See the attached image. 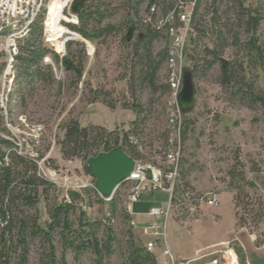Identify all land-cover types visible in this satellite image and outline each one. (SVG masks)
I'll return each instance as SVG.
<instances>
[{
    "label": "rangeland",
    "instance_id": "obj_1",
    "mask_svg": "<svg viewBox=\"0 0 264 264\" xmlns=\"http://www.w3.org/2000/svg\"><path fill=\"white\" fill-rule=\"evenodd\" d=\"M102 3L109 6L111 17L107 23L117 25L134 18L125 0H103ZM210 3V0L199 2L197 12L201 20L199 30L204 32V36L196 34L194 30L189 32L183 64L185 72L191 73L193 65L201 67L209 61V56H204L203 51L206 48L211 50L217 44L215 30L206 22L214 9L217 8V15L228 19L229 24L234 23L237 6L235 0H217L214 8L210 7ZM245 6L262 17L257 36L260 45L264 48V0H245ZM47 9L48 12L45 10L43 13V21L48 13L52 27L56 10L54 0L48 2ZM144 13H146V4L143 3L139 7L137 18L140 19ZM62 16L60 28L73 33L67 27L76 25L75 19L71 17L70 6L63 10ZM140 33H143L140 29L134 31L131 44ZM238 33L243 40L241 30H238ZM122 37L121 33L94 43L85 41L87 44H84L81 40L69 41L70 37L65 34L57 35L56 38L59 39L55 43L57 52L60 43L65 40L66 43L83 44L84 53L80 57H78L80 51L78 46L72 45L70 48L73 55L83 58V73L79 82L75 81L72 74L64 72L61 65L59 66V61L54 57L52 60L57 63V72L41 65L43 74L50 73L49 83L34 79L26 84L18 78V72L15 73L12 95L14 102L10 105L9 118L15 120L17 116L24 115L30 125H42L44 130L39 140V154L42 157L47 156L45 162L46 165L48 164L47 167L63 169L67 162L71 161L70 170L74 172L72 176H76L82 183L88 176L84 172L83 160L79 158L62 160L57 146L63 138V126L69 120H79L82 127H102L108 132H116L119 135V145H123V151L130 156H134V153L129 147V141L126 139V145L122 142V136L126 133L127 137L133 136L145 146L147 155H151L149 153L156 147L164 145L167 127L164 115L165 97L161 96L159 90L151 93L144 86L140 87L137 76L134 78V95L131 96L127 86L132 67L131 49L124 44ZM168 46L169 41L162 37L153 45V52L158 54ZM65 54L66 44L64 56ZM220 58L225 62L233 59L237 62L241 61V55L229 44L225 45ZM217 75L216 65L205 73L196 74L193 79L195 106L188 115H185V120L191 124L188 126L185 124L180 183L193 197L205 196L213 192L219 194V203L216 207L203 204L198 208L191 205L185 197L179 198L170 211L171 217L165 225V240L175 261L192 260L198 255L207 254L213 247L219 248L221 244L230 243L233 250L236 247L242 250L243 264H264V220L257 226L250 224L247 229L237 226L235 211L238 210L240 214L241 206L235 210L233 207L235 192L229 190L230 185L242 187L239 183L242 174L245 183L253 185L251 190L245 189L246 197L257 205H264V115L258 107L250 109L247 102L220 88L216 80ZM258 76L260 81L264 79V62ZM164 77L163 64L157 73V87L165 85ZM102 102L108 106L103 105ZM132 103L142 105L141 122L134 126H132L134 113L125 108ZM2 128L0 125V133H4ZM53 191L51 190L49 196L50 201L59 203L62 200L61 194ZM81 196L84 201L77 203V206L85 214V223L101 224L102 227L96 233V238L98 241H104L103 226L107 225H104L103 221L111 211L110 203L100 202L97 196L89 191L82 192ZM116 197L119 202L114 214L112 213L113 222L109 223L115 241L111 246V255H102L103 264H122L126 251L129 223L124 217L126 215L123 209L126 197L124 185L116 192ZM192 208L193 210L189 211ZM25 213L36 218L43 228L48 222L45 204L42 201L33 210H25ZM78 216L79 211L71 217L74 229H77ZM85 231L88 233L89 229L86 228ZM131 233L135 243L144 244L140 231L131 229ZM14 235L15 230H12L10 238H12L11 252L14 262L9 264L19 263L17 258L21 253V247H17ZM59 242V238L56 237L53 244L54 256L58 262L63 260L65 264H95V256L91 249L87 248L78 256H74L69 251H64ZM37 243L26 240V264L40 263L42 250ZM155 256L158 264H162L163 258L159 251L155 252ZM237 263L240 264L238 258Z\"/></svg>",
    "mask_w": 264,
    "mask_h": 264
},
{
    "label": "trees",
    "instance_id": "obj_2",
    "mask_svg": "<svg viewBox=\"0 0 264 264\" xmlns=\"http://www.w3.org/2000/svg\"><path fill=\"white\" fill-rule=\"evenodd\" d=\"M103 0H84V8L77 16L78 24L76 26L68 25L71 32L79 35L82 40L94 43L100 39H106L111 36L123 34L122 41L131 49V75L128 81V91L133 93L134 78L140 87H145L151 93L158 90L161 96L166 97L168 94L167 85L156 86L157 73L161 66L168 59L167 49L154 54L153 45L160 40L168 39L156 31L145 28L141 25L140 19L137 18L138 10L141 4H146V12L150 7L155 6L161 16L166 15L174 6L183 0H125V3L131 11L134 18L126 20L125 23L117 25L107 23L111 17L109 6L102 3ZM196 0L195 7L191 17L190 30L196 34L204 36V32L200 31V17L198 16L199 2ZM210 7L214 8L217 0H210ZM237 3L236 13L234 14V23L229 24L228 19L217 15V8L214 9L211 17L207 22L215 30L217 44L213 49H204V56H209L201 67L193 65L191 70L192 79L196 74L205 73L214 66H218L217 83L223 90H228L231 95L238 96L240 100L247 102L248 108L258 107L264 115V79L259 80L258 72L261 70L264 62V48L260 45L257 32L262 22L259 13L245 6V0H235ZM135 18H137L135 20ZM135 20V21H134ZM42 23L43 15L38 17L31 26V30L27 37L19 43V54L16 57L15 70L18 72V78L21 82L28 84L30 80H41L49 83L51 80L50 73L43 74L40 60L49 51L42 44ZM175 27L178 26L175 19ZM47 30L50 33L51 18L47 15ZM130 26H134V31L140 29V33L132 42L127 41L126 34ZM238 30H241L244 37L240 39ZM236 33V34H235ZM233 47L236 52L241 55V61L234 59L229 62L221 60V54L225 45ZM78 46L80 51L78 57L84 53L82 43H66V54L61 59V67L64 72L72 74L75 81L79 82L83 73L82 59L77 58L70 51L71 46ZM45 69V68H43ZM135 69L137 71L135 72ZM261 85V86H260ZM103 105L108 106L105 102ZM142 105H134L128 108L134 113L135 119L132 126L139 124L140 115L142 113ZM112 108V107H108ZM186 118V117H185ZM2 117L0 116V125L2 126ZM187 122V123H185ZM186 126L190 125L189 121L184 119L182 127V142ZM63 138L57 143L59 154L62 160L81 159L84 162V172L90 175L85 164L87 159L94 157L99 153H106L120 146L119 135L116 132H108L102 127H82L78 120H69L63 126ZM2 132H4L2 128ZM128 134H124L123 144L127 143ZM167 140V133L165 141ZM121 148L123 147L120 146ZM123 149V148H122ZM126 155L128 153L124 151ZM130 156V155H128ZM132 157V156H130ZM7 160V162L4 161ZM181 163V162H180ZM36 165L27 161L14 152L9 142L0 138V260L2 264L14 262L13 253L11 252L12 238H10L12 230H15V240L17 247H21V253L17 260V264H26L27 248L26 240L30 242H38L42 255L39 264H65L64 261L58 262L54 256V240L59 238V243L63 246L64 251H69L74 256H78L87 248L91 249L95 256V264L102 263V255H111V246L115 241L113 232L106 222L103 226L104 241H98L96 233L101 224L88 225L85 223V214L81 212L77 203L83 202L81 196L77 193H68L69 203L60 201H50L51 190L57 193L52 184L43 180L37 173ZM239 177V175H238ZM237 177V178H238ZM239 183L242 187L229 186V190L235 192L233 195V207L238 209L241 206V213L235 211L236 225L241 229L257 226L264 220V205L253 203V200L246 197L245 189H252L251 183H245L243 175L239 177ZM93 195L96 193L92 192ZM189 191L180 183V172L178 184L174 190L175 201L183 198ZM100 202H103L97 197ZM40 201L44 202L48 222L41 227L36 218L26 215L25 210H33ZM119 202L114 194L110 202L111 212L114 214L115 207ZM79 208V209H78ZM77 211V229H74L71 217ZM125 221L130 222L127 215H124ZM124 221V222H125ZM88 228L89 231H85ZM126 233V251L123 256L122 264H157L156 258L152 252H148L143 244H137L133 241L131 228L128 227ZM234 252L240 264L244 262L242 250L238 247L234 248Z\"/></svg>",
    "mask_w": 264,
    "mask_h": 264
},
{
    "label": "built area",
    "instance_id": "obj_3",
    "mask_svg": "<svg viewBox=\"0 0 264 264\" xmlns=\"http://www.w3.org/2000/svg\"><path fill=\"white\" fill-rule=\"evenodd\" d=\"M49 1L0 0V116L3 119L2 127L4 130V133H0V138L11 144L12 152L17 156L36 165L38 175L53 185L57 192L61 194L62 201L69 203L68 193L70 192L81 196V193L85 191L94 192L101 199L95 191L92 176L88 175L84 183L76 176H72L74 172L70 170L71 161L67 162L66 167L63 169H50L47 167L48 164H45L47 156L42 157L39 154V140L44 130L42 125H30L24 115L17 116L15 120L9 118L10 105L11 102H14L12 95L14 93L15 63L19 54V43L27 37L36 19L43 15L45 10L48 12L47 5ZM195 2L196 0L179 1L172 11L164 16L160 15L155 6H152L140 18L141 25L152 31L163 33L169 41L164 77L165 84L168 87V94L164 99L167 140L164 145L153 149L149 153L151 155H147L146 148L141 142L133 136L127 137L129 147L134 153V156H129L134 161V168L130 176L118 186L116 192L122 185L125 186L126 197L123 209L130 219L129 227L134 230L137 229V223L133 218V205L145 195L161 193L166 196L163 209L152 208L146 213L150 218L160 219L161 223L157 225L153 222L145 227L144 236L147 237V241L144 242L143 247L148 252L162 247L167 264H196L198 262H202L201 264H238L237 256L230 243L221 244L219 248L213 247L207 254L198 255L192 260L175 261L165 240V225L171 217L170 211L176 205L174 190L179 179L183 144L182 127L185 119V115L182 114L178 106V96L182 87L183 73L185 72L183 64ZM71 3L67 6H71ZM71 17L75 19L77 25V17L73 15ZM175 19L178 24L177 27L174 26ZM46 20L47 16L42 23L41 40L43 47L49 51V54L41 58L40 65L57 72L58 66L57 63L53 62L52 57L60 63L64 57L66 40L62 43V51L57 52L55 43L59 39L56 38L57 36L54 40L51 39ZM4 161L7 162L6 159ZM113 197L114 195L108 200H101L110 203ZM184 197L191 202V205L198 208L203 204L216 207L219 203V194L215 192L198 197L186 194ZM81 198L83 197L81 196ZM192 210L193 208L189 211ZM106 222H113L111 211L107 213L103 224Z\"/></svg>",
    "mask_w": 264,
    "mask_h": 264
},
{
    "label": "water",
    "instance_id": "obj_4",
    "mask_svg": "<svg viewBox=\"0 0 264 264\" xmlns=\"http://www.w3.org/2000/svg\"><path fill=\"white\" fill-rule=\"evenodd\" d=\"M83 8L84 0H74L70 6V13L77 17ZM134 29V26H130L128 29L127 41L131 40ZM69 34H71L68 38L69 41L81 40L84 44H87L79 35ZM178 106L183 115H188L195 106L193 79L188 71L183 73ZM85 166L94 180V188L97 194L102 200H108L115 194L118 186L130 176L134 168V161L118 146L109 152L90 157L87 159Z\"/></svg>",
    "mask_w": 264,
    "mask_h": 264
},
{
    "label": "crops",
    "instance_id": "obj_5",
    "mask_svg": "<svg viewBox=\"0 0 264 264\" xmlns=\"http://www.w3.org/2000/svg\"><path fill=\"white\" fill-rule=\"evenodd\" d=\"M79 121V120H78ZM166 196L164 194L161 193H155V194H149V195H145L141 198V200L137 203H135L133 205V213H134V220L137 223V231H140L141 234V238H144V241L146 242L147 237L144 236V229L145 227L150 224V223H160L161 220L160 219H154V218H150L146 215V213L152 209V208H157V209H163V202L165 201ZM222 243V242H220ZM159 251L161 257L163 258L162 264H167V260L166 258L163 256V249L162 247H159L157 249H155L154 251H152L153 255L155 256V252ZM156 258V262L158 264L157 261V257ZM182 261V260H179ZM264 263V260H263Z\"/></svg>",
    "mask_w": 264,
    "mask_h": 264
},
{
    "label": "bare ground",
    "instance_id": "obj_6",
    "mask_svg": "<svg viewBox=\"0 0 264 264\" xmlns=\"http://www.w3.org/2000/svg\"><path fill=\"white\" fill-rule=\"evenodd\" d=\"M54 1H55V5H56L55 17H54V21L52 23V27L50 26L49 35H50L51 39H54L59 34H65V35L70 37L71 36V34H69L70 32H68L65 29H61L60 26H59V23L62 22V17H63L62 16V11L73 0H54ZM54 25H55V28H54ZM60 45H61V47H60ZM60 45H59V52L62 51V43H60Z\"/></svg>",
    "mask_w": 264,
    "mask_h": 264
}]
</instances>
